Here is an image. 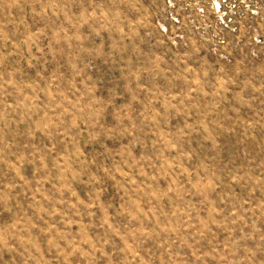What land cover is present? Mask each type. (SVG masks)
<instances>
[{
	"label": "rangeland",
	"instance_id": "rangeland-1",
	"mask_svg": "<svg viewBox=\"0 0 264 264\" xmlns=\"http://www.w3.org/2000/svg\"><path fill=\"white\" fill-rule=\"evenodd\" d=\"M0 264H264V0H0Z\"/></svg>",
	"mask_w": 264,
	"mask_h": 264
}]
</instances>
